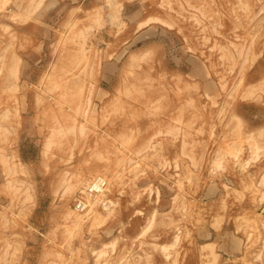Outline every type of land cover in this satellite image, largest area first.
Masks as SVG:
<instances>
[{"label": "rangeland", "instance_id": "rangeland-1", "mask_svg": "<svg viewBox=\"0 0 264 264\" xmlns=\"http://www.w3.org/2000/svg\"><path fill=\"white\" fill-rule=\"evenodd\" d=\"M0 264H264V0H0Z\"/></svg>", "mask_w": 264, "mask_h": 264}, {"label": "bare ground", "instance_id": "bare-ground-1", "mask_svg": "<svg viewBox=\"0 0 264 264\" xmlns=\"http://www.w3.org/2000/svg\"><path fill=\"white\" fill-rule=\"evenodd\" d=\"M91 181H94L93 183L99 184L98 187H100L101 193H97V194L89 193L86 190L87 187H88V184H89V186L92 184V183L90 184ZM102 184H103V186H101ZM107 185H108V180L104 176L94 175V177L83 186V189L80 190V191L84 192L83 198H84V201H85V209L82 210V211H78V210H75V211H77L78 213H84L85 215H88V213L95 206V202L94 201H96L98 203L102 202L107 208H109V206L112 205V200L109 199L107 196H105V195H107L106 192L108 191V186ZM108 201L111 202V203H108ZM103 204H101V205H103Z\"/></svg>", "mask_w": 264, "mask_h": 264}, {"label": "built area", "instance_id": "built-area-1", "mask_svg": "<svg viewBox=\"0 0 264 264\" xmlns=\"http://www.w3.org/2000/svg\"><path fill=\"white\" fill-rule=\"evenodd\" d=\"M93 182L94 181L90 182V184L92 183L90 186L88 184V187L86 190L89 193H95V194L101 193L100 187H98L99 184L93 183ZM101 186H103V184ZM83 195H84V192L80 191V194L75 198V201H74L75 210L82 211L85 209V201H84Z\"/></svg>", "mask_w": 264, "mask_h": 264}]
</instances>
